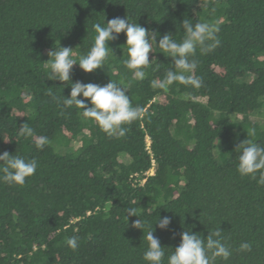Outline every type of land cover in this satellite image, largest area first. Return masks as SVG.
Returning <instances> with one entry per match:
<instances>
[{
  "label": "trees",
  "instance_id": "trees-1",
  "mask_svg": "<svg viewBox=\"0 0 264 264\" xmlns=\"http://www.w3.org/2000/svg\"><path fill=\"white\" fill-rule=\"evenodd\" d=\"M126 16L157 43L165 34L180 41L186 18L218 20L220 46L197 53L203 86L153 87L174 67L155 45L145 78H134L123 33L108 42L102 69L77 64L69 82L47 80L50 51L71 48L78 60L94 24ZM110 80L144 109L124 137L53 99L70 98L71 83ZM25 123L48 137L42 150L17 135ZM252 128L250 139L264 146V0H0V138L10 140H0V154L38 161L24 185L0 182V264H145L152 224L164 264L183 231L207 239L216 229L231 256L215 264H264V186L238 173L235 150ZM129 207L137 217L126 218ZM163 217L167 230L155 224ZM138 218L144 234L132 227ZM73 235L76 251L66 243ZM245 242L250 251H240Z\"/></svg>",
  "mask_w": 264,
  "mask_h": 264
},
{
  "label": "clouds",
  "instance_id": "clouds-1",
  "mask_svg": "<svg viewBox=\"0 0 264 264\" xmlns=\"http://www.w3.org/2000/svg\"><path fill=\"white\" fill-rule=\"evenodd\" d=\"M183 38L177 41L171 34H165L159 38L137 23L130 22L126 17H116L107 23H96L93 25L96 33L90 50L81 55L78 60L72 58L73 49L59 47L48 53L49 59L43 62L49 69L47 80L69 82L74 65L84 73H93L102 69L108 57V42L116 39L121 33L126 36L127 59L123 61L124 66L132 72L134 78L143 80L145 68L150 65L149 53L153 52V46L160 50L166 58H171L173 68L169 69L160 80H153L152 86L164 89L174 83L199 89L203 86L202 80L195 76L198 68L199 55H207L220 46L219 21L196 22L184 19L182 25ZM83 99H78V97ZM57 103L64 107L76 106L82 110L81 115L85 119L94 121L101 131L110 137H124L128 131L127 125L140 119L144 109L133 106L126 89L116 82L110 80L104 86L82 82L71 83L70 98L53 97ZM21 117V116H18ZM18 129L19 137L33 138L37 150H42L49 142L44 135L35 136L33 129L25 123ZM256 134L255 128L247 132V139L242 141L235 149L239 152L237 171L242 177L256 180L258 185L264 186V146L254 143L250 137ZM10 142V140H4ZM38 168L35 158L26 159L20 155H10L8 152L0 154V182L9 186H22L26 180L33 176ZM135 216L136 208L127 209L126 218ZM171 220L169 217L159 218L155 223L161 230H167ZM154 224L150 225L146 234L148 241L147 249L143 254L145 264H164L165 248L161 247L159 239L154 235ZM133 228L142 230L144 223L141 218L136 219ZM221 230L216 229L209 233L207 239L192 231H183L179 246L167 256V264H215L217 259L227 260L231 256L229 246L223 241ZM67 246L73 251L79 247V238L75 235L66 241ZM250 243H242L240 251H250Z\"/></svg>",
  "mask_w": 264,
  "mask_h": 264
},
{
  "label": "built area",
  "instance_id": "built-area-1",
  "mask_svg": "<svg viewBox=\"0 0 264 264\" xmlns=\"http://www.w3.org/2000/svg\"><path fill=\"white\" fill-rule=\"evenodd\" d=\"M149 145H150V142H149V139H147V150L149 149ZM153 173H154V167H151V169L148 171V172H146L145 173V177H147V176H151V175H153ZM145 182V178L141 181V183H144Z\"/></svg>",
  "mask_w": 264,
  "mask_h": 264
}]
</instances>
